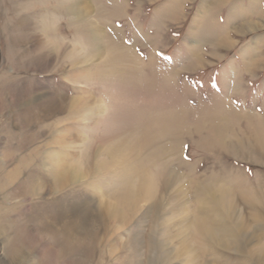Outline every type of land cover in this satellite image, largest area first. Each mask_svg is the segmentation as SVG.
<instances>
[{
	"label": "rangeland",
	"instance_id": "1",
	"mask_svg": "<svg viewBox=\"0 0 264 264\" xmlns=\"http://www.w3.org/2000/svg\"><path fill=\"white\" fill-rule=\"evenodd\" d=\"M85 1L0 0V264H259L264 0Z\"/></svg>",
	"mask_w": 264,
	"mask_h": 264
},
{
	"label": "bare ground",
	"instance_id": "2",
	"mask_svg": "<svg viewBox=\"0 0 264 264\" xmlns=\"http://www.w3.org/2000/svg\"><path fill=\"white\" fill-rule=\"evenodd\" d=\"M222 2H224V1H222ZM88 5V2L87 1H85V0H81V6H83V5ZM219 4V3H218ZM222 4V3H221ZM224 4V3H223ZM253 4V3H252ZM206 6H207V4H205ZM209 5H211V4H209ZM216 5V4H215ZM215 5H213V6H215ZM86 7L87 6H84V9H86ZM89 8H90V6H89ZM208 8V7H207ZM255 8H256V6H255ZM257 8H259L258 10H260L261 11V7H260V4H259V7H257ZM256 8V9H257ZM179 8L176 6V7H174V10L177 12V10H178ZM88 10V9H87ZM263 10V9H262ZM90 11H91V9H90ZM93 11V10H92ZM257 11V10H256ZM78 13H79V16L81 17L82 16V14H84L83 13V8H81V9H79L78 10ZM175 13V12H174ZM260 14H261V12H260ZM259 14V15H260ZM174 16V15H173ZM172 16V17H173ZM257 17V16H256ZM248 20V19H247ZM257 20L258 21H260V20H262L263 22H264V15H260V16H258L257 17V19H256V22H257ZM243 21H245L244 19H243ZM243 24V23H242ZM245 24V23H244ZM257 23H247V28H244V29H247V31H248V29L249 30H253V29H256V27H258L257 25H256ZM209 27V26H208ZM242 27V26H241ZM243 28V27H242ZM207 29V28H206ZM210 29V28H209ZM246 31V30H245ZM105 37V36H104ZM117 43V45H119L118 44V42H116ZM119 47H120V52H121V54H120V56H119V58H121V59H125L126 57H128L129 58V63H133V64H136V65H138L139 63H138V59L137 58H135L134 57V55H129L130 53H129V48H127V47H125V46H123V45H119ZM125 57V58H124ZM200 58V56L199 55H196V58ZM195 58V59H196ZM199 60V59H198ZM197 60V61H198ZM252 61V60H251ZM255 61V60H254ZM253 63H255V62H253ZM256 65H257V63H256ZM253 69V68H252ZM250 70V69H249ZM65 161H63V160H60V159H57V160H48V161H46V169H47V171L51 174V175H53V178H56V177H58V174H60L63 170H65V169H70V168H68V165L66 164V163H64ZM73 172H71L72 173V178L73 179H79V177L81 176L80 175V173L79 172H77L76 171V169L74 170H72ZM81 178V177H80ZM256 198V197H255ZM258 199V198H257ZM260 200V199H259ZM255 201V200H254ZM227 202H228V204L230 205V206H232V207H235L234 206V204H236L235 203V201L233 200V199H229V200H227ZM233 214H231V216H232ZM85 219V218H84ZM84 222V221H83ZM81 223H82V221H81ZM235 225H237V224H235ZM237 228H239L240 230H237V234H239V235H242V237H245L246 239V241L247 242H249V241H252L254 238H255V236H257V234H256V232H255V230L253 229V231L254 232H250V229H251V226H249V225H247V224H245L244 223V225L241 223V224H238L237 226H236ZM73 228V227H72ZM72 228L70 229H68V227L66 228V230H64V233L67 235V237H74L75 236V234H78L79 233V230H76L75 228V230H72ZM84 228H86V227H84ZM77 229H78V227H77ZM84 230V229H83ZM208 231V233L210 234V236H211V238L216 242V243H218L219 245H221V246H223V247H225V248H229V249H233V250H239V246H238V242L237 243H235V242H233V243H230V242H227L225 239H223V238H221V236L217 233V232H211V230H207ZM65 235V236H66ZM259 239V238H258ZM254 241V240H253ZM255 243V242H254ZM187 248V247H186ZM262 247L260 246V249H261ZM259 249V248H258ZM242 251H244V250H242ZM255 251H256V249H255ZM7 252H8V254L7 255H9L10 257H11V259L13 260V262L15 261V260H17L18 258H19V255H18V252H19V250L17 249V246H10V248H8V250H7ZM239 252V251H238ZM252 252V251H251ZM253 257L256 259V261L259 263V264H264V249L262 250V251H260V252H254L253 253ZM14 263H17V261H15Z\"/></svg>",
	"mask_w": 264,
	"mask_h": 264
}]
</instances>
